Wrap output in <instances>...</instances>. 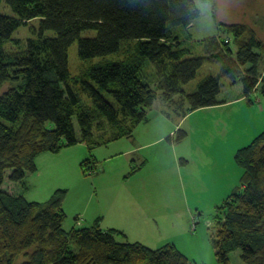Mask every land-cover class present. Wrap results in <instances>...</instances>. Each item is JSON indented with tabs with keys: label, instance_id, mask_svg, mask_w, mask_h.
<instances>
[{
	"label": "trees",
	"instance_id": "16d2710c",
	"mask_svg": "<svg viewBox=\"0 0 264 264\" xmlns=\"http://www.w3.org/2000/svg\"><path fill=\"white\" fill-rule=\"evenodd\" d=\"M209 1L216 17L215 0ZM3 2L15 16L0 14V264H192L175 244L152 248L130 241L121 229H105L103 216L93 223L76 218L77 225L67 230L65 190L43 202L28 200L20 190L7 191L5 181L8 176L21 183L27 173L37 172L42 154L80 143L91 153L133 137L137 126L151 120L156 99L164 102L163 113L177 120L220 105L222 76L241 83L245 96L257 90L264 97V42L247 25L219 23L225 37L204 42L218 49L211 58L222 61V74L206 77L187 93L184 85L205 57H187L190 50L176 28H189L201 16L195 0H0V6ZM34 19L39 20L34 36L24 45L16 41L20 51H8L14 32ZM89 30L96 34L83 37ZM128 39L137 43L123 48ZM76 40L84 60L122 49L127 55L73 78L68 50ZM148 60L156 77L144 72ZM8 82L12 86L1 91ZM234 160L243 170L241 184L218 207L216 255L220 264H230L234 251L244 264H264V131L239 148ZM98 162L92 154L81 166L86 172ZM139 169L135 165L125 179Z\"/></svg>",
	"mask_w": 264,
	"mask_h": 264
},
{
	"label": "rangeland",
	"instance_id": "374dc122",
	"mask_svg": "<svg viewBox=\"0 0 264 264\" xmlns=\"http://www.w3.org/2000/svg\"><path fill=\"white\" fill-rule=\"evenodd\" d=\"M195 2L201 10V16L189 28H176L183 46L190 50L187 57H205L196 77L184 85L187 93L196 91L198 84L206 77L222 74V61L211 58V55L215 57L218 49L208 48L204 42L207 40L210 45L208 39L225 37L218 30L219 23L247 25L264 42V0H215L216 17L209 0ZM0 14L15 16L11 7L4 2L0 6ZM38 28V19L21 26L14 32L12 41L6 43V49L10 52L20 51V44H16V41L26 44ZM46 34L54 35V32L47 31ZM95 34L94 30H89L84 31L82 36ZM134 43H137L136 39H128L122 46L124 48L126 44ZM231 46L235 49L233 43ZM68 54L73 78L101 61L123 60L127 55L122 49L120 52L84 60L79 56L78 40L71 44ZM145 71L149 75L154 73L156 77V68L149 60L146 61ZM262 72L264 74V70ZM221 83L222 92L219 97L231 99V102L198 109L181 120L169 119L175 121L172 127H166L163 124L171 123L157 118V112L164 108L160 98L155 100L149 110L151 127H159L162 132L168 131L165 143L157 144V148L170 144L167 137L173 136L172 142L180 144L179 154L187 153L181 158L189 161V164L179 166L187 167L188 171L180 172L176 167L168 166L151 177L131 181L125 179L126 173L131 171L127 159L131 157L132 164H135L133 157L142 152L143 145L147 146V143L156 139L142 133L149 126L144 123L136 130V136L98 146L91 153L85 143H80L63 149L59 154H42L36 160L38 171L27 173L26 178L17 184L7 176L6 190H20L28 200L42 202L50 199L57 190H65L63 207L67 218L64 228L67 230L77 225L76 218L93 223L95 216L103 215L102 226L105 229H121L130 241H140L152 248L172 243L192 264H220L213 243L218 207L240 186L243 173L242 168L235 163L234 155L239 148L250 144L264 131V97L260 91L255 90L245 96L242 84H232L230 77L222 76ZM11 86L9 82L5 83L1 91ZM179 130L185 131L187 135L181 138ZM170 151L171 147L167 146L163 153L171 157ZM85 154L87 156L83 157ZM92 154L97 156L99 162L87 165L85 172L81 162ZM152 181L159 182L160 187L157 190L148 188L151 195L146 196L143 216L130 215L125 209L128 204L121 205V201L126 198L122 194L124 189L118 190L119 187L136 185L143 188ZM127 193H130L128 188ZM139 208L130 207V210L136 211ZM138 220L145 223L140 224ZM230 264H244L238 251L231 254Z\"/></svg>",
	"mask_w": 264,
	"mask_h": 264
},
{
	"label": "crops",
	"instance_id": "0c3cea01",
	"mask_svg": "<svg viewBox=\"0 0 264 264\" xmlns=\"http://www.w3.org/2000/svg\"><path fill=\"white\" fill-rule=\"evenodd\" d=\"M219 100L221 102H223L221 104H227V103L232 101L231 99H224V98H220V97H219ZM157 118H160L162 120H166V123H171V125L163 124L166 127H172L173 123H175V121L171 122L169 120L171 118H168L163 113V111H161V110H159V112H157ZM150 122H151V120H149L147 122V125H149V126L144 128L142 130V133H146V136H149V135L154 136L156 139L153 140V142L147 143L146 144L147 146L143 145L144 148L142 149V152H140L138 155L136 154L133 157L135 164L134 163L132 164V158L131 157H129L127 159V164H129L130 170H131V168H133L137 164H139V166L141 167V169H139L140 171L136 173V176L132 177L129 181H131L132 179L146 178V177H151V176L157 175V174L161 173V172H159L160 170H164L168 166L176 167L180 172L188 171L187 167L182 168L179 166V165L189 164V161L188 162H185V161L181 162V160L183 159L181 157L186 155L187 153H184L182 155L179 154L178 147L180 146V144H176V143L170 141V144H165V146H161L160 149L157 148V146H158L157 144L165 143L164 138L167 136L166 134L168 131L166 130L165 132H162L159 127H156V126L151 127ZM139 127H140V125L137 126V128L135 129V133H134L135 136H136V130ZM167 146L171 147V151H170L171 157H167V155H165L163 153L164 149ZM132 153H134V151H132ZM75 157H76V155H75ZM124 162L126 164V160H124ZM129 172L130 171H128L126 174H128ZM160 183H164V181H160ZM158 184H159V182L152 181V183L150 185H145L143 188L138 187L136 185H133L131 187H127V186L119 187L118 190H120V188L124 189V192L122 194H123V197L126 198L125 201H121V205L123 204V206H124L125 204H128L125 207V209H126V211H129L130 215H133L135 217L143 216V213H144L143 207H145V204H146V196L151 195L150 190L148 188L150 187L152 189L157 190V187L159 186ZM127 188L130 191L129 195L127 193ZM134 198H137L138 200H136ZM137 206H140V208L138 210H136V211L130 210V207H137ZM149 213H150V211L146 214H149ZM98 216H100V215H97L94 218H97ZM85 220H87V219H85ZM151 222H152V220H151ZM138 223L144 224L145 221L141 222L138 220Z\"/></svg>",
	"mask_w": 264,
	"mask_h": 264
}]
</instances>
